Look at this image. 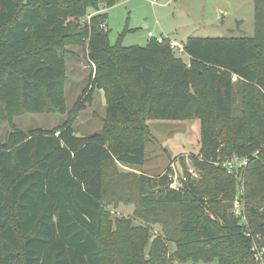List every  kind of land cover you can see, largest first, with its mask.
<instances>
[{
    "label": "trees",
    "instance_id": "1",
    "mask_svg": "<svg viewBox=\"0 0 264 264\" xmlns=\"http://www.w3.org/2000/svg\"><path fill=\"white\" fill-rule=\"evenodd\" d=\"M122 1L0 0V112L11 128L0 145V264H261L253 247L264 249V0L254 1L253 37L189 38L187 60L169 41L111 47L107 10ZM74 47L96 70L76 108L85 111L105 91L114 139L78 136L71 120L41 134L15 125L19 114L66 113ZM202 87L210 108L195 104ZM191 118L201 122L199 178L181 171L187 180L176 192L166 173L135 175L134 215L162 227L146 255L148 230L106 223L103 202L114 181L107 169L121 177L116 165L144 166L150 120ZM218 124L234 125L220 152ZM232 155L250 160L244 223L233 211L240 182L212 164Z\"/></svg>",
    "mask_w": 264,
    "mask_h": 264
},
{
    "label": "rangeland",
    "instance_id": "2",
    "mask_svg": "<svg viewBox=\"0 0 264 264\" xmlns=\"http://www.w3.org/2000/svg\"><path fill=\"white\" fill-rule=\"evenodd\" d=\"M255 0H124L107 10L106 29L109 31L108 42L111 47L123 46L149 47L154 38H169L180 44H184L189 38H243L253 37L255 33ZM153 2L155 4H153ZM105 29V28H104ZM170 33L174 35L170 36ZM72 54L67 57V81L63 93L66 102V113H40L19 114L14 122L18 129L28 134H41L54 131L67 121L71 120L78 136H89L94 133L106 132L114 139L118 129L106 128L108 94L105 91H97L92 104L86 106L85 111H78L76 106L84 96L85 89L96 76L95 67L84 57L81 48L70 49ZM176 54V53H175ZM177 55V54H176ZM178 56V55H177ZM181 58L186 60L185 55ZM206 88H197L193 91L195 104L204 108H210V104L204 100ZM211 110V109H210ZM149 132L145 140L147 161L140 168H131L124 165H116L117 171L123 173L118 177L113 166L107 169L108 174L114 179L104 200L105 220L112 230L120 223H127L130 228L148 230L150 242L146 248L149 254L153 239L161 235L162 227L159 223H153L138 218L136 212L137 202L134 197L140 194L136 176H158L163 174L171 164L181 172L194 168L196 161H201L200 135L201 122L199 118L189 120H150L147 122ZM219 136L217 140L222 146L230 143L234 135V125L226 128L218 124ZM11 128L0 112V145L6 143ZM243 136L238 140L243 144L247 140ZM130 142L135 143L128 136ZM108 144L111 143L109 139ZM258 155V152L254 156ZM253 156V157H254ZM235 161L236 168L243 159L239 155L228 157L219 156L212 162L217 167H222L228 160ZM117 183L119 185H117ZM118 192L117 195L114 192ZM122 198V201L118 200ZM117 200V202H112ZM12 222L17 226V220L12 216ZM110 250L111 248L108 247ZM176 247L169 244L171 253ZM203 264V263H199ZM217 264V263H214Z\"/></svg>",
    "mask_w": 264,
    "mask_h": 264
},
{
    "label": "built area",
    "instance_id": "3",
    "mask_svg": "<svg viewBox=\"0 0 264 264\" xmlns=\"http://www.w3.org/2000/svg\"><path fill=\"white\" fill-rule=\"evenodd\" d=\"M153 4H155L153 2ZM149 38L156 40L159 44H163L166 41H169L171 49L181 57V55H185L187 57V54L185 52L184 44L177 43L175 41H171L169 38L159 37L154 38V35L152 33H149ZM188 59V57L186 58ZM237 78L234 77L233 81H236ZM254 159H257V155L254 156ZM241 164L236 168L235 161L232 159H228L224 164L223 168L227 171V174L235 179H237L238 182H240L241 186L238 191V195L234 201L233 211L234 213L239 217H242V223L245 222L246 218L244 217V204L242 202V199L245 195L244 191V177L243 174L247 167L249 166L250 160L248 158H243L241 160ZM168 175L170 180V189L174 190L176 192H179L182 188V183L180 182V179L183 178L184 181L187 180V177H182L181 172L176 168L175 164H171V166L164 172ZM189 174L192 179H198L199 178V170L196 169L194 166L193 169L189 170ZM253 251L255 252L256 258L259 260L261 264H264V249H259L256 245L253 247Z\"/></svg>",
    "mask_w": 264,
    "mask_h": 264
},
{
    "label": "water",
    "instance_id": "4",
    "mask_svg": "<svg viewBox=\"0 0 264 264\" xmlns=\"http://www.w3.org/2000/svg\"><path fill=\"white\" fill-rule=\"evenodd\" d=\"M172 35H174V33L170 34L169 37L172 36Z\"/></svg>",
    "mask_w": 264,
    "mask_h": 264
},
{
    "label": "crops",
    "instance_id": "5",
    "mask_svg": "<svg viewBox=\"0 0 264 264\" xmlns=\"http://www.w3.org/2000/svg\"><path fill=\"white\" fill-rule=\"evenodd\" d=\"M171 34V33H170ZM187 60V59H186Z\"/></svg>",
    "mask_w": 264,
    "mask_h": 264
}]
</instances>
